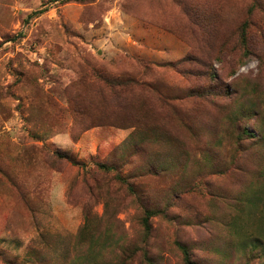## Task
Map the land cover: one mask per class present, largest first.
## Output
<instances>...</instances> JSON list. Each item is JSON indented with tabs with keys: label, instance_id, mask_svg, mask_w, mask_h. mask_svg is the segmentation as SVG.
<instances>
[{
	"label": "rangeland",
	"instance_id": "obj_1",
	"mask_svg": "<svg viewBox=\"0 0 264 264\" xmlns=\"http://www.w3.org/2000/svg\"><path fill=\"white\" fill-rule=\"evenodd\" d=\"M262 167L264 0H0V264H264Z\"/></svg>",
	"mask_w": 264,
	"mask_h": 264
},
{
	"label": "trees",
	"instance_id": "obj_2",
	"mask_svg": "<svg viewBox=\"0 0 264 264\" xmlns=\"http://www.w3.org/2000/svg\"><path fill=\"white\" fill-rule=\"evenodd\" d=\"M65 1H69V0H65ZM44 11H45V7H43L42 9H40L38 12H34V13L42 14ZM247 27H248V25L246 23H244L241 26V30L239 32L240 33L239 34V41H240V44H241L242 48L245 50V52H247V47H248V43H247V40H248V37H247ZM108 76H109V74H108ZM103 81L105 83H107L110 87H113V86H122V85H125L126 84L130 88H133V86H134V88L135 87L136 88L140 87L141 89L144 88L143 86H138L139 85V82L135 81L132 78L124 79V78H119V77H115L114 78V77L109 76V78L108 77H104ZM145 87L148 88V89L150 88L148 85H146ZM244 133L247 134L248 131L244 130ZM53 158H54V161H57L58 163L59 162L66 161V162L70 163L72 166H75V167L83 166L82 163L80 164L77 160H74L73 158H71L70 155H68L65 152L55 151L54 154H53ZM96 165H97L98 168H100L103 171L113 170L112 167H107L106 165H103V164H96ZM254 179L257 182H261V181L264 182V167H262L260 169V171L257 172V175L255 176ZM10 183L13 185L14 190H15L18 198H20V201H22V202L24 201L25 205L27 207H29V204H28L29 202H28L27 197H26L27 194H24V190L19 185H17L13 181L12 178H10ZM259 192L262 195H259L255 200L256 201H257V199L261 200L262 206H259V207L258 206L257 207H254L253 206V209L258 213V215H260V217H261V214H262V216L264 218V201H263V199H264V185L259 186L254 193H259ZM247 202L249 203V201H247ZM239 212L243 214V210H239ZM154 213L155 212H152L150 210H146L144 212V217L142 218V225L144 227V230L147 233L150 230L149 220L153 216ZM85 217H87V214H85ZM241 217H242V215L239 214V215L235 216L233 218V221H232V225L234 227L236 226L238 230H242V225L238 223L240 221V218ZM251 219H250L249 223H253V222H251ZM182 251H183V255H184V262H185V264H193L190 261V258L188 256L189 255L188 252L184 248H182Z\"/></svg>",
	"mask_w": 264,
	"mask_h": 264
}]
</instances>
